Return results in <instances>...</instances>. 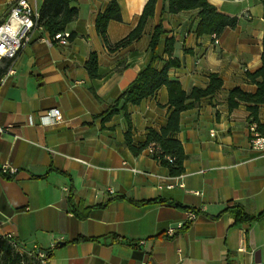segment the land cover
Here are the masks:
<instances>
[{
    "label": "crops",
    "instance_id": "crops-1",
    "mask_svg": "<svg viewBox=\"0 0 264 264\" xmlns=\"http://www.w3.org/2000/svg\"><path fill=\"white\" fill-rule=\"evenodd\" d=\"M13 1L0 0V21ZM29 1L38 8L43 2ZM69 1L78 16L64 33L74 37L59 43L47 32L36 33L0 82V237L10 236L26 250L49 251L47 264H264V223L233 225L223 213L233 204L249 215L264 211V153L249 145L245 105L229 111L226 104L229 90L256 89L245 72L261 65V4L207 0L238 18L235 29L216 38L196 35L197 11L169 14L163 0H156L142 36L110 53L95 31L96 16L110 0ZM116 2L121 20L106 26L111 43L135 28L146 0ZM159 24L164 35L157 70L177 60L179 66L167 74L186 92L205 88L211 74L222 80L216 94L180 114L175 137L186 159L179 177L169 176L147 149L133 156L123 145L122 111L105 129L97 118L148 64V43ZM165 38L174 40L170 57L162 53ZM92 52L99 79L84 68ZM167 100L162 87L140 104L127 105L135 144L144 141L147 129L164 126ZM51 109L59 110L62 122L47 125L41 119ZM258 117L264 118V107ZM4 166L15 169L11 177L1 173ZM70 187L75 203L92 207L85 220L69 211ZM120 197L162 202L136 206ZM186 210L197 213L187 225ZM168 227L176 229L174 236L165 234ZM79 237L91 240L75 242Z\"/></svg>",
    "mask_w": 264,
    "mask_h": 264
},
{
    "label": "trees",
    "instance_id": "trees-1",
    "mask_svg": "<svg viewBox=\"0 0 264 264\" xmlns=\"http://www.w3.org/2000/svg\"><path fill=\"white\" fill-rule=\"evenodd\" d=\"M262 6V36H261V54L260 67L250 73L245 72L246 79L256 86L253 93L243 91L239 88H233L227 92L226 104L229 111H232L240 104H244L248 112L249 119L257 120L258 110L264 107V0H258ZM166 11L169 14H178L184 11H197L199 22L195 33L200 35H211L219 37L225 29H235L238 23L236 16H228L220 13L207 0H163ZM156 0H146L138 18V23L124 38L115 43H111L107 37L106 26L109 21H120V10L116 0H110L106 8L96 16L95 31L101 38L104 46L110 53L126 48L134 41H137L144 32V27L149 19L154 15ZM78 10L71 6L69 0H43L39 8L38 23L47 32L51 38L54 35L63 33L65 27L76 20ZM164 32L161 25H157L150 36L148 49L150 59L148 64L136 75L134 80L127 88L109 105L108 108L97 116L101 121V128L105 129V124L119 112H123L126 130L124 132L123 145L130 151L133 156L140 155L149 146L153 145L156 149L155 154L151 157L157 160L160 165L167 169L169 176L179 177L184 172L183 163L186 159L182 144L175 135L179 131L180 114L184 111L195 107L198 101L216 94L222 87V80L217 74H211L205 88L192 87L188 92L184 91L181 84L169 79L167 70L170 67H178L177 60L169 59L168 62L160 69L155 68V63L160 60L159 45ZM73 34L68 35L72 39ZM174 50V40L165 38L162 53L171 56ZM17 55V54H16ZM16 57V56H15ZM0 59V80L11 68L14 59ZM84 68L91 79H99L97 54H89ZM164 87L167 91L168 114L166 123L159 130L147 129L143 142L134 143L132 140L133 129L126 112L127 105H138L143 100L152 97L155 93ZM92 95L97 98L94 90ZM128 202L141 206L145 204H154L162 202L161 200L151 201H133L125 197ZM69 211L79 220H85L92 207H85L81 202L75 203L72 196V187L69 188L66 197ZM100 205L99 207H104ZM176 207L182 208L178 204ZM223 213H228L233 218V225L248 226L252 223H264V211L249 215L242 206L233 204L226 207ZM184 226L183 229H186ZM91 239L79 237L75 242L89 241ZM8 239L0 237V264H19L20 256L11 249Z\"/></svg>",
    "mask_w": 264,
    "mask_h": 264
},
{
    "label": "built area",
    "instance_id": "built-area-1",
    "mask_svg": "<svg viewBox=\"0 0 264 264\" xmlns=\"http://www.w3.org/2000/svg\"><path fill=\"white\" fill-rule=\"evenodd\" d=\"M39 8L35 3L29 0H14L9 4L8 11L0 21V59H10L16 56L19 50L27 45L36 33H42L44 30L38 23ZM68 38L67 33H59L51 38L53 41L63 43ZM2 79L0 80V82ZM41 119L46 121L47 125H54L62 122V116L58 109H51L41 114ZM0 132L2 130L0 129ZM249 145L251 149L264 153V118L257 117L248 125ZM148 153L152 156L156 149L153 145L148 147ZM157 161V160H156ZM15 172L13 168L2 167L1 173L11 177ZM186 225L193 222L197 213L192 210H186ZM184 224V225H185ZM179 223L176 228H181ZM176 229L168 227L165 234L168 237L174 236ZM13 251L20 256L19 264H47L49 260V251L41 250L37 247L24 249L18 243L12 240L10 236L5 237ZM140 244H144L143 241ZM53 247V245H52Z\"/></svg>",
    "mask_w": 264,
    "mask_h": 264
},
{
    "label": "rangeland",
    "instance_id": "rangeland-1",
    "mask_svg": "<svg viewBox=\"0 0 264 264\" xmlns=\"http://www.w3.org/2000/svg\"><path fill=\"white\" fill-rule=\"evenodd\" d=\"M239 6H240V5H237V6H235V5H230L231 8H232V7H233V8H239ZM246 13H247V12H246ZM241 18H243V19H248V15L242 13V14H241ZM254 29L257 30V27L254 26ZM254 34H255V33H254ZM1 65H2V64L0 63V66H1Z\"/></svg>",
    "mask_w": 264,
    "mask_h": 264
}]
</instances>
